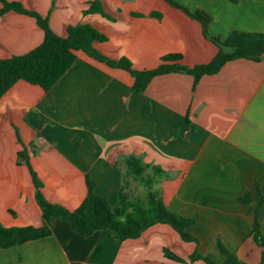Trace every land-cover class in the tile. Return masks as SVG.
Masks as SVG:
<instances>
[{
  "label": "crops",
  "instance_id": "crops-1",
  "mask_svg": "<svg viewBox=\"0 0 264 264\" xmlns=\"http://www.w3.org/2000/svg\"><path fill=\"white\" fill-rule=\"evenodd\" d=\"M16 1L42 16L52 3ZM92 1L53 0L52 31L63 37L68 25L90 24L107 37L94 43L95 49L112 59L127 57L136 70L154 68L167 54H180L181 64L192 67L208 63L217 52L197 21L163 0H100L113 20L83 14ZM174 1L191 12H206L212 36L264 34V0ZM153 11L161 18L149 16ZM42 38L33 18L15 12L0 16V58L23 54ZM132 83L127 72L78 52L48 91L19 80L5 92L0 98V223L41 225L29 172L16 164L19 151L26 149L45 199L70 211L86 195L85 176L95 183L97 195L115 204L127 169L124 160L134 155L169 175L157 188L170 210L197 217L189 231L198 244L182 241L166 224L116 241L108 231L77 234L66 220L54 218L48 236L0 249V264H180L166 258L164 248L184 260L197 250L221 261L219 244L246 264H259L261 248L250 234L258 194L264 234V57L228 61L196 84L185 73L156 76L143 93L133 91ZM182 116L189 126L177 139L173 131ZM247 192L251 200L244 203L239 198Z\"/></svg>",
  "mask_w": 264,
  "mask_h": 264
},
{
  "label": "trees",
  "instance_id": "trees-1",
  "mask_svg": "<svg viewBox=\"0 0 264 264\" xmlns=\"http://www.w3.org/2000/svg\"><path fill=\"white\" fill-rule=\"evenodd\" d=\"M171 7L183 11L188 17L201 25L202 33L211 43L217 47L213 58L205 64H197L187 67L181 64L180 54H167L160 58V63L151 69L136 70L132 67L127 57L117 59L109 58L101 54L94 47V43H103L107 37L92 25L77 23L68 25L65 36L56 35L49 26V13L53 8V2L45 16L33 9L26 8L16 0H0V16L7 12H15L34 19L36 25L43 33L42 41L31 50L0 58V98L11 86L19 81H25L37 85L44 91H48L62 77V75L75 63L77 53L83 52L92 59L104 63L110 68H117L127 72L132 78L131 89L137 93H143L152 78L167 73H185L191 75L194 84L204 75H212L228 61L243 58L259 61L264 56V34L232 32L227 38L221 39L208 33L207 26L209 15L202 10L189 11L174 0H163ZM235 3L237 0H229ZM83 14H99L102 17L113 20L102 7L100 0L90 2L89 8ZM132 16H141L131 13ZM149 16L161 18L158 12H151ZM143 111L148 110V100L142 104ZM189 120L187 116L179 118L173 131V137L180 139L188 130ZM18 141L20 138L16 132ZM126 174L141 182L145 188L144 197L132 196L121 184L117 189V200L111 204L105 197L95 193V183L85 176L86 195L78 207L72 211L62 205L51 203L42 194V183L32 169L26 149L17 153L16 164L26 166L34 188V200L40 210L41 225L34 227L11 226L5 227L0 223V249L19 246L25 242L48 236L51 220L54 218L64 219L68 222L72 231L80 235H91L96 231H108L116 241L135 239L148 227L160 223L169 225L184 242L198 244V240L191 234L189 229L197 221V217H184L170 210L161 197L156 183L169 175L160 167L143 163L141 158L131 155L125 158ZM149 170L150 174L146 171ZM258 204L253 220L250 238L252 242L261 248L259 264H264V234L258 220V210L263 200L258 194ZM244 203L251 200L250 193L239 198ZM219 252L222 260L200 254L194 250L184 260L170 250L164 248L166 258L180 264L202 261L205 264H246L238 258L235 252L228 251L219 244Z\"/></svg>",
  "mask_w": 264,
  "mask_h": 264
},
{
  "label": "rangeland",
  "instance_id": "rangeland-1",
  "mask_svg": "<svg viewBox=\"0 0 264 264\" xmlns=\"http://www.w3.org/2000/svg\"><path fill=\"white\" fill-rule=\"evenodd\" d=\"M52 2H53V0H52ZM53 4H54V2H53ZM50 7H51V5L49 6V9H50ZM122 185L124 186L125 190L128 191V193L132 196L142 198L145 195V188L143 187L141 182L138 181L137 179H134V177L132 175H128L125 173Z\"/></svg>",
  "mask_w": 264,
  "mask_h": 264
},
{
  "label": "water",
  "instance_id": "water-1",
  "mask_svg": "<svg viewBox=\"0 0 264 264\" xmlns=\"http://www.w3.org/2000/svg\"><path fill=\"white\" fill-rule=\"evenodd\" d=\"M262 56H264V54Z\"/></svg>",
  "mask_w": 264,
  "mask_h": 264
}]
</instances>
